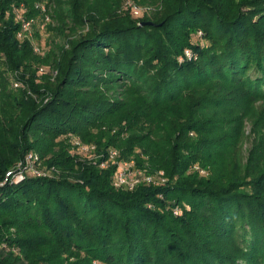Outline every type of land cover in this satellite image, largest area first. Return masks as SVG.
<instances>
[{
  "label": "trees",
  "instance_id": "trees-1",
  "mask_svg": "<svg viewBox=\"0 0 264 264\" xmlns=\"http://www.w3.org/2000/svg\"><path fill=\"white\" fill-rule=\"evenodd\" d=\"M33 17L64 38L44 56ZM252 100L264 0H0V264H264ZM111 150L165 182L115 187ZM33 153L52 177H7Z\"/></svg>",
  "mask_w": 264,
  "mask_h": 264
},
{
  "label": "built area",
  "instance_id": "built-area-1",
  "mask_svg": "<svg viewBox=\"0 0 264 264\" xmlns=\"http://www.w3.org/2000/svg\"><path fill=\"white\" fill-rule=\"evenodd\" d=\"M129 6L130 9H133L136 15L141 13V7H138L132 3H127L126 7ZM125 7V8H126ZM44 11V10H43ZM49 19H47L48 21ZM30 26L31 22H25L23 24L24 32L29 33L30 35ZM21 36V35H20ZM37 52V51H36ZM185 56L189 59L192 58L190 51H186ZM41 72H44L45 69H40ZM17 87V85H16ZM73 144L78 148L79 153H84L88 155L95 156V146H86L78 139L73 141ZM39 157L33 154H30L24 162H21L16 171H11L7 174L8 178H14L17 182H20L24 179V175L32 174L36 177H52V171L42 170L39 167ZM109 163L117 165V171L114 174V185L117 188H124L130 191L134 190L137 186L142 183L154 184L159 183L163 184L165 182L164 173L160 172L155 175H147L141 171L134 169V161L128 160H119V153L116 150H111L109 152V157L107 161H104L100 164L102 169H107ZM180 211L176 210L175 215H179ZM97 264V263H94Z\"/></svg>",
  "mask_w": 264,
  "mask_h": 264
},
{
  "label": "rangeland",
  "instance_id": "rangeland-1",
  "mask_svg": "<svg viewBox=\"0 0 264 264\" xmlns=\"http://www.w3.org/2000/svg\"><path fill=\"white\" fill-rule=\"evenodd\" d=\"M45 7V5H44ZM43 7V8H44ZM42 8V9H43ZM37 9V7H36ZM123 12H129V14L133 17V19L141 21L144 19L150 18L152 15V10L149 7L141 8V13L136 15L133 9H130L127 6L123 9ZM40 17H33L30 19V37L34 42V46L39 55H46L52 48L54 40L56 42H63L64 38L58 37L53 32L48 30V25L46 22L42 23L43 20ZM52 24V23H51ZM61 45V44H57ZM47 73V71L41 72L39 70L38 74L41 76L42 74ZM245 112L247 113L244 117L243 121V129L245 132V141H244V155L248 156V151L251 149L253 144L261 139L264 134V101H248L245 106ZM264 139V138H263ZM73 144V141H72ZM89 146V145H86ZM33 155L38 156L36 153ZM90 159H97L98 156L93 157V155H89ZM96 162V161H95ZM41 161H39V166L41 165ZM55 172L53 171L52 174ZM58 174V173H57Z\"/></svg>",
  "mask_w": 264,
  "mask_h": 264
},
{
  "label": "water",
  "instance_id": "water-1",
  "mask_svg": "<svg viewBox=\"0 0 264 264\" xmlns=\"http://www.w3.org/2000/svg\"><path fill=\"white\" fill-rule=\"evenodd\" d=\"M147 24H152V23H147Z\"/></svg>",
  "mask_w": 264,
  "mask_h": 264
}]
</instances>
